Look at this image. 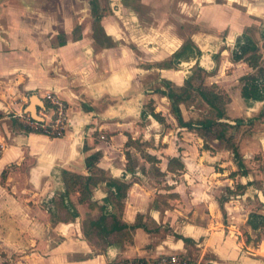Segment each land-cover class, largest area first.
Masks as SVG:
<instances>
[{
  "label": "crops",
  "instance_id": "crops-1",
  "mask_svg": "<svg viewBox=\"0 0 264 264\" xmlns=\"http://www.w3.org/2000/svg\"><path fill=\"white\" fill-rule=\"evenodd\" d=\"M96 1L102 42L94 36L91 0H0V241L51 238L55 243L32 251L43 254V264H131L171 252L203 264H264V235L257 239L248 223L251 212L264 213L253 204L254 198L264 204V190L249 184L264 180V170H253L251 163L259 155L258 167L264 161V120L247 122L264 108V100L243 98L240 79L253 69L232 56L240 36L264 20V0ZM262 31L250 35L264 57V25ZM188 39L200 56L160 65ZM197 65L209 72L207 85L216 84L230 97L229 118L221 120L233 125L238 118L245 120L235 133L252 170L247 175L231 176L237 171L232 153L218 140L209 142L215 151L205 149L196 131L178 124L168 97L158 90L165 89L162 80L183 85ZM48 92L68 103L69 127L63 136L24 127L26 113H49L43 98ZM35 95L40 100L32 111ZM150 101L164 123L145 110ZM181 110L190 120L184 104ZM130 139L143 144L141 150L127 146ZM97 151L102 152L99 166L109 176L131 184L122 220L134 223L141 214L154 228L153 233L136 228L131 239L105 250L83 233L84 220L99 209L79 202L78 192L70 195L79 212L76 219L53 223L50 211L54 198L66 190L62 171L88 174L85 159ZM147 153L160 161L154 166L166 179L162 185L150 178L158 174L144 157ZM174 157L182 160L184 170H168ZM107 191L101 183L92 200L102 205ZM109 210L117 208L109 205ZM175 233L192 242L186 244Z\"/></svg>",
  "mask_w": 264,
  "mask_h": 264
},
{
  "label": "trees",
  "instance_id": "trees-1",
  "mask_svg": "<svg viewBox=\"0 0 264 264\" xmlns=\"http://www.w3.org/2000/svg\"><path fill=\"white\" fill-rule=\"evenodd\" d=\"M92 16L94 18V36L96 40H100L104 37L103 28L100 20L102 13L99 10V4L96 0H91ZM250 28L244 32L241 38L238 39L237 48L234 49L232 56L236 61L244 60L253 69V72L241 77L242 82V96L247 101H263L264 100V57L261 53V48L250 33ZM61 44L66 41L60 42ZM201 50L195 45L192 39L186 40L182 47L176 51L170 60L164 61L160 65L165 67H171L176 65L180 59L184 57H190L191 55L200 56ZM199 73L201 77H199ZM209 75V72L203 67L197 65L192 73L185 79L183 85L178 86L171 81L162 80L165 89H158L160 93L166 95L170 99L171 112L176 118L178 124L182 127H186L189 130L196 131L204 139V148L212 149L209 144L210 141L218 140L219 144L228 149L233 159L238 166V170L231 173V176L247 175L249 169L245 163L243 154L241 153L240 146L236 140V133H228V128L235 129L236 131L245 122L244 119H236V123L233 125L229 122L222 121L221 119L229 118L226 113V105L229 102L224 99L225 94L219 90L216 84L207 85L205 80ZM198 82V83H196ZM200 97L204 104L209 108L215 110V117L206 118L204 120L190 119L185 120L181 110V104L193 100L195 97ZM193 98V99H192ZM151 102V101H150ZM150 113L160 122L164 123L165 118L160 112L155 111L153 106ZM0 113V117H1ZM255 119L264 120V108L260 113L252 118H248L247 122L254 124ZM27 130H33L29 126H24ZM209 144V145H208ZM134 145L141 150L143 144L139 141L129 140L126 144ZM228 145V146H227ZM128 158L130 157L127 152ZM102 152L97 151L88 155L85 159V163L88 169V174H78L69 170H63V177L66 186V190L54 198L55 209H50L51 220L53 223L58 221H68L69 219H76L79 216V212L72 202L70 195L73 192H78L79 202H89V206L94 208L98 207L99 213L86 218L82 224L83 233L88 241H90L98 250H105V248L113 243L120 242L121 239L127 237L132 238L131 231L136 228H143L149 233L154 232L153 222L144 220V215L139 214L134 223H126L122 220V212L124 210V199L127 197L128 189L131 184L125 182L122 179L109 176L103 168L99 166ZM146 159L153 164V168L157 170V174H162L159 167L154 164L160 161L150 155H144ZM130 161L128 160V170H133L130 167ZM185 165L180 158L174 157L169 160L168 170L180 171L184 170ZM7 170L2 172V182L6 179ZM105 182L108 189L107 196L103 200L102 205H97V202L92 200L94 189ZM244 188L243 185H239ZM66 198L68 201L66 202ZM157 200V198H156ZM59 205L61 208H59ZM109 205H113L117 208L116 212L109 210ZM222 210L226 215L225 208L222 204ZM63 215V216H62ZM250 226L258 230L261 227L264 228V213L251 212L248 218ZM176 238L182 239L186 244L191 243V239L185 237L182 234L175 233ZM143 260L135 259L131 264H135L137 261ZM128 262V261H127ZM126 262V264H127ZM123 264L124 262H120ZM113 264V263H110Z\"/></svg>",
  "mask_w": 264,
  "mask_h": 264
},
{
  "label": "rangeland",
  "instance_id": "rangeland-1",
  "mask_svg": "<svg viewBox=\"0 0 264 264\" xmlns=\"http://www.w3.org/2000/svg\"><path fill=\"white\" fill-rule=\"evenodd\" d=\"M263 25H264V20H260L258 22L257 26L250 28L248 30V32L252 33V34H254L255 32H258V34L260 32L262 33L263 32L262 31ZM77 35H78V33L75 32V36H77ZM241 37H242V35L240 36V38ZM237 43H238V40H237ZM237 43H235L234 48L232 50L237 48ZM214 71H216V69ZM201 74L199 73L198 76L201 77ZM196 83H198V82H196ZM36 97L40 100V97H38V96H36ZM32 99H33V97H31L29 105L32 104ZM224 99L230 101V97L228 95H225ZM168 100L170 102L169 98H168ZM153 104H154V101H151L148 104H146L145 110L148 111V113H150V110L154 106ZM184 105H185L186 110L188 111L187 112L188 114L186 116L191 117L190 119H196V120L202 119V120H204L206 118H213L216 115L215 110L206 106L204 104L203 100L197 96L193 100L185 102ZM192 105H193V107H192ZM169 106L171 108V104H169ZM33 111H35V109H33ZM172 115H173V113H172ZM234 132H236L235 129L228 128V133H232V135H233ZM209 142H211L210 139H209ZM212 150L215 151L214 147H212ZM259 156L258 157L261 158V155H259ZM258 157L256 156V159H253L251 162V163H253V161H254L253 165L254 164L255 165H254L253 170H256L257 172L261 169H262V171L264 170V161H263V163L259 162V163H261L262 166L258 167V162H257ZM230 160L233 162L234 166L236 165L237 170H238V166H237L236 162L234 161L233 157ZM246 165H247V163H246ZM247 167H248V165H247ZM248 169H249V171H252L250 168H248ZM156 177H158V178H156ZM150 178H152L151 180L155 179L157 181V185H162V182L166 180L164 178V175H162V174L157 175V176L150 175ZM194 178L197 179L196 182H200L199 177H194ZM61 179L64 181L63 173L61 174ZM144 179H145V181H147L146 177H144ZM193 181H195V179ZM263 182H264V180L256 178L253 182H251L249 184H254L255 187H257V188L261 187L264 190ZM146 183H148V182H146ZM154 184L156 185V183H154ZM253 202H254L253 203L254 205L257 203L256 208H255L256 210H259V211L261 210L262 212H264V204H262L260 201L256 200V198L253 199ZM59 208H61L60 205H59ZM262 234L264 235V228L263 227H261L260 229L257 230L256 238L260 239L262 237ZM50 242L55 243L51 238L47 239V240L46 239L42 240L40 238L37 240L25 241V242L24 241H18V240L17 241L12 240L10 238L3 239L2 241H0V264H43L45 262V260L42 257L43 254H41V256H38V255L33 254L32 251L34 250L35 247L36 248L39 247L38 250L42 251L44 247H47L50 244Z\"/></svg>",
  "mask_w": 264,
  "mask_h": 264
},
{
  "label": "built area",
  "instance_id": "built-area-1",
  "mask_svg": "<svg viewBox=\"0 0 264 264\" xmlns=\"http://www.w3.org/2000/svg\"><path fill=\"white\" fill-rule=\"evenodd\" d=\"M43 98L49 104V113L43 115L38 113L40 119L31 117L26 113L24 115L25 124L35 131L52 137L65 135L69 127L68 103L55 92H48ZM135 264H203V262L183 252H171L162 253L154 258L139 260Z\"/></svg>",
  "mask_w": 264,
  "mask_h": 264
},
{
  "label": "water",
  "instance_id": "water-1",
  "mask_svg": "<svg viewBox=\"0 0 264 264\" xmlns=\"http://www.w3.org/2000/svg\"><path fill=\"white\" fill-rule=\"evenodd\" d=\"M37 103H39L38 98H37V97L33 98V99H32V105H31V107H30V109H31L32 111H33L35 105H37ZM34 118H36V119H40V118L38 117V113H36V117H34Z\"/></svg>",
  "mask_w": 264,
  "mask_h": 264
}]
</instances>
